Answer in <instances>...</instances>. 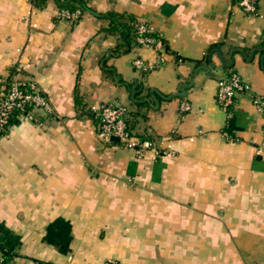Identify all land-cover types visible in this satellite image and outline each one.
<instances>
[{"label": "crops", "instance_id": "obj_1", "mask_svg": "<svg viewBox=\"0 0 264 264\" xmlns=\"http://www.w3.org/2000/svg\"><path fill=\"white\" fill-rule=\"evenodd\" d=\"M84 3L70 19L56 0H0V83L32 80L52 106L0 135V264H264V0L255 13L240 0ZM107 11L159 46L106 30ZM231 71L250 89L223 109ZM103 103L165 151L105 140Z\"/></svg>", "mask_w": 264, "mask_h": 264}, {"label": "built area", "instance_id": "obj_2", "mask_svg": "<svg viewBox=\"0 0 264 264\" xmlns=\"http://www.w3.org/2000/svg\"><path fill=\"white\" fill-rule=\"evenodd\" d=\"M240 5L246 12L255 13L257 11L256 0H240ZM80 13L79 9L69 12L61 11V14L70 19L77 18ZM139 32L151 31L152 29L145 23L140 22L138 25ZM138 42L144 45L158 47L160 42L147 35H140ZM137 69H148L152 65L145 62L142 58L137 57L133 60ZM250 89V85L236 71H231L227 76L219 79L216 89V101L223 108L227 109L233 101L234 96L239 92ZM254 102L264 111V93L254 97ZM29 109H26V107ZM189 108L188 102L181 104L182 110ZM19 109L17 117L23 116L28 119L33 118V111L51 113L52 106L47 97L42 93L38 85L32 81L13 80L10 82L0 83V135L6 134L8 121L12 112ZM99 134L105 140H111L112 136H117L119 142L124 146L142 154L146 150H154L155 154L164 152L156 148L152 139L142 138L128 129L126 116L128 108L120 104L103 103L98 107ZM105 264H122L119 260L110 258Z\"/></svg>", "mask_w": 264, "mask_h": 264}, {"label": "trees", "instance_id": "obj_3", "mask_svg": "<svg viewBox=\"0 0 264 264\" xmlns=\"http://www.w3.org/2000/svg\"><path fill=\"white\" fill-rule=\"evenodd\" d=\"M33 4L35 6H42L45 3V0H32ZM60 12L67 10L69 12H73L76 9L80 10V13L82 10L86 8L84 0H56ZM98 16L104 17L108 19V26L105 28L108 31H113L114 29H120L123 34L126 35L127 40H133L136 43H139L137 38L140 35H147L152 37L153 39H157V34L151 30V31H144V32H139L138 30V25L139 21L134 19L131 15L129 14H122L114 11H107V12H98ZM124 17H129L128 22L124 21ZM76 19V18H74ZM148 69H140V73H145ZM26 109H29L27 106ZM19 114V109H15L11 117L8 121V126L10 123L13 122V120L17 117ZM33 118L36 121H41L42 120V112H37L33 111ZM98 119L100 120V116L98 115ZM126 124L129 130H131V127L129 125V112L126 116ZM7 131V130H6ZM132 131V130H131Z\"/></svg>", "mask_w": 264, "mask_h": 264}, {"label": "water", "instance_id": "obj_4", "mask_svg": "<svg viewBox=\"0 0 264 264\" xmlns=\"http://www.w3.org/2000/svg\"><path fill=\"white\" fill-rule=\"evenodd\" d=\"M111 139L112 140H117V141L119 140V138L117 136H112Z\"/></svg>", "mask_w": 264, "mask_h": 264}]
</instances>
